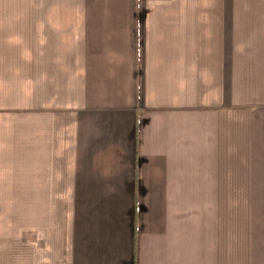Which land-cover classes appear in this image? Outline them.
Returning a JSON list of instances; mask_svg holds the SVG:
<instances>
[{"label":"crops","instance_id":"0c3cea01","mask_svg":"<svg viewBox=\"0 0 264 264\" xmlns=\"http://www.w3.org/2000/svg\"><path fill=\"white\" fill-rule=\"evenodd\" d=\"M242 1L0 3V264H264Z\"/></svg>","mask_w":264,"mask_h":264},{"label":"rangeland","instance_id":"374dc122","mask_svg":"<svg viewBox=\"0 0 264 264\" xmlns=\"http://www.w3.org/2000/svg\"><path fill=\"white\" fill-rule=\"evenodd\" d=\"M15 2H17V3H19V2L30 3V0H0V3H15ZM40 2H41V0H40ZM234 2L235 3H242L243 1L242 0H234ZM2 14H5V13H2Z\"/></svg>","mask_w":264,"mask_h":264}]
</instances>
